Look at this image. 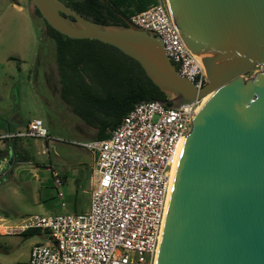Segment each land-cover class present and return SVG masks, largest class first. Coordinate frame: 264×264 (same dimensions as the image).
Instances as JSON below:
<instances>
[{
  "label": "water",
  "instance_id": "95a60500",
  "mask_svg": "<svg viewBox=\"0 0 264 264\" xmlns=\"http://www.w3.org/2000/svg\"><path fill=\"white\" fill-rule=\"evenodd\" d=\"M207 84L182 78L153 33L31 0L46 25L134 60L179 108L206 99L174 165L155 264H264V0H166ZM259 69V70H255ZM254 73L246 77L250 72Z\"/></svg>",
  "mask_w": 264,
  "mask_h": 264
},
{
  "label": "built area",
  "instance_id": "2783aa9c",
  "mask_svg": "<svg viewBox=\"0 0 264 264\" xmlns=\"http://www.w3.org/2000/svg\"><path fill=\"white\" fill-rule=\"evenodd\" d=\"M129 21L160 39L182 78L198 90L207 84L166 0H156ZM202 103L199 99L179 108L153 100L135 104L108 138L84 144L94 154L86 211L33 215L15 226L0 220V236L39 231L41 242L31 247L28 264H155L173 166ZM21 137L52 141L42 121L33 120L24 132L0 134V144ZM51 175L60 189L65 178L53 170Z\"/></svg>",
  "mask_w": 264,
  "mask_h": 264
},
{
  "label": "rangeland",
  "instance_id": "374dc122",
  "mask_svg": "<svg viewBox=\"0 0 264 264\" xmlns=\"http://www.w3.org/2000/svg\"><path fill=\"white\" fill-rule=\"evenodd\" d=\"M55 60V42L31 0H0V134L17 133L7 125L24 132L28 123L41 120L52 138L49 143L17 139L18 168L0 173V220L8 226L33 215L82 212L89 206L94 154L84 144L94 141L96 129L62 101ZM7 142L0 144L3 149ZM52 170L65 176L60 189L53 185ZM24 234L0 236V264H28L30 249L41 238Z\"/></svg>",
  "mask_w": 264,
  "mask_h": 264
},
{
  "label": "trees",
  "instance_id": "16d2710c",
  "mask_svg": "<svg viewBox=\"0 0 264 264\" xmlns=\"http://www.w3.org/2000/svg\"><path fill=\"white\" fill-rule=\"evenodd\" d=\"M60 1L95 23L115 26H125L123 18L130 20L156 4V0ZM47 32L55 42L60 97L83 123L96 129L94 140L108 138L109 131L135 104L166 101L164 93L146 77L138 63L117 49L95 40L69 39L48 25ZM38 234L32 230L24 236Z\"/></svg>",
  "mask_w": 264,
  "mask_h": 264
},
{
  "label": "crops",
  "instance_id": "0c3cea01",
  "mask_svg": "<svg viewBox=\"0 0 264 264\" xmlns=\"http://www.w3.org/2000/svg\"><path fill=\"white\" fill-rule=\"evenodd\" d=\"M6 128H8L10 132H18V131H15L16 129L14 130L13 127L9 128L8 125ZM6 133H9V132H6ZM6 144H7L6 149H3V145H0V173L2 175H5V174L8 175L11 172H13V170L15 168H18L16 166L18 164V162H16V160H19L20 157H18V156H19V154L21 155V152L18 148L17 139L10 140ZM32 144L35 146V148H33V151L37 150L36 145L34 143H32ZM22 155L26 156L27 154L24 153ZM25 159L28 162L30 161V158H25ZM88 203H89V201H88ZM84 211H86V210H84ZM84 211H82V212H84ZM40 242H41V239L39 242H36V243H40ZM36 243H33V245ZM0 253H4V252L0 251ZM29 254H30V252H29Z\"/></svg>",
  "mask_w": 264,
  "mask_h": 264
},
{
  "label": "bare ground",
  "instance_id": "6f19581e",
  "mask_svg": "<svg viewBox=\"0 0 264 264\" xmlns=\"http://www.w3.org/2000/svg\"><path fill=\"white\" fill-rule=\"evenodd\" d=\"M209 95H207L206 97H208ZM206 97L205 98H203V101L206 99ZM21 138H27V137H21ZM175 165V164H174ZM173 170H174V166H173Z\"/></svg>",
  "mask_w": 264,
  "mask_h": 264
},
{
  "label": "flooded vegetation",
  "instance_id": "af4514ba",
  "mask_svg": "<svg viewBox=\"0 0 264 264\" xmlns=\"http://www.w3.org/2000/svg\"><path fill=\"white\" fill-rule=\"evenodd\" d=\"M58 77H59V75H58ZM60 82V81H59ZM156 101V100H155Z\"/></svg>",
  "mask_w": 264,
  "mask_h": 264
}]
</instances>
